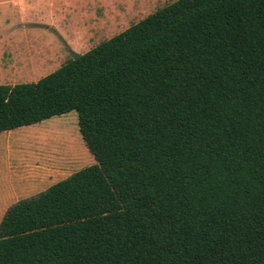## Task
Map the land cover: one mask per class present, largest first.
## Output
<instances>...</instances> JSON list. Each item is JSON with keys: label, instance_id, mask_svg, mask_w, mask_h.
Segmentation results:
<instances>
[{"label": "trees", "instance_id": "1", "mask_svg": "<svg viewBox=\"0 0 264 264\" xmlns=\"http://www.w3.org/2000/svg\"><path fill=\"white\" fill-rule=\"evenodd\" d=\"M70 112L96 164L6 211L0 264H264V0H177L0 86V133Z\"/></svg>", "mask_w": 264, "mask_h": 264}, {"label": "rangeland", "instance_id": "2", "mask_svg": "<svg viewBox=\"0 0 264 264\" xmlns=\"http://www.w3.org/2000/svg\"><path fill=\"white\" fill-rule=\"evenodd\" d=\"M177 0H0V51L9 49L26 53V47H40L49 57H59L62 64L73 59L74 55H83L130 26L152 15L157 10L169 6ZM110 3L118 8L126 7L128 12L114 20L101 22L98 27L92 25V14L106 8ZM112 9V8H111ZM99 16V15H98ZM22 19L27 24L42 25L16 31ZM97 21V20H96ZM22 24V23H21ZM16 49V50H15ZM17 52V51H16ZM13 62L7 61L0 52V86L36 83L40 78L53 73V68H45L36 80L26 83V70L10 68ZM29 70V69H27ZM26 129V140H37L38 149L45 163L61 167L54 182L62 181L80 170L96 164L83 143L75 112L56 116L40 125L18 130L21 138ZM77 141V145H76ZM76 146V148H75ZM63 167V168H62Z\"/></svg>", "mask_w": 264, "mask_h": 264}, {"label": "crops", "instance_id": "3", "mask_svg": "<svg viewBox=\"0 0 264 264\" xmlns=\"http://www.w3.org/2000/svg\"><path fill=\"white\" fill-rule=\"evenodd\" d=\"M98 11L97 15L95 11H92L94 12L91 17L93 20L92 25L95 27H98L97 25L101 21L103 26L105 24L103 21L110 19V11L115 14L114 20H119L121 15H126L128 8H118L113 3H110L106 8L103 7L101 10L98 8ZM17 23L20 24L16 27L15 32L23 30L27 32L26 25L42 27V25L27 24L22 19L20 22L16 21V25ZM2 37L0 35V39ZM41 49L40 47L28 46L26 47V53L18 54V52H22L23 50L18 51L16 49L17 52H12L9 49H3L0 52L7 61L13 62L10 68L20 72L21 70H26L27 83L39 78L35 77V74L37 73L40 76L45 68L59 69L65 64L60 62L61 58L57 56L49 57L47 52ZM22 128L0 133V223L10 207L19 201L37 197L56 184L53 178L61 170V167L55 164L45 163L37 147L38 139L34 141L26 140V129L20 131L22 132V136L19 138L20 134L18 130Z\"/></svg>", "mask_w": 264, "mask_h": 264}, {"label": "water", "instance_id": "4", "mask_svg": "<svg viewBox=\"0 0 264 264\" xmlns=\"http://www.w3.org/2000/svg\"><path fill=\"white\" fill-rule=\"evenodd\" d=\"M78 57H79L78 55H77V56H76V55H74L73 59H77Z\"/></svg>", "mask_w": 264, "mask_h": 264}]
</instances>
